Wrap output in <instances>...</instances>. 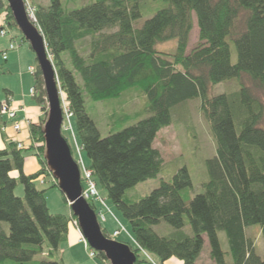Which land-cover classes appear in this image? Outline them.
<instances>
[{
	"label": "trees",
	"instance_id": "trees-1",
	"mask_svg": "<svg viewBox=\"0 0 264 264\" xmlns=\"http://www.w3.org/2000/svg\"><path fill=\"white\" fill-rule=\"evenodd\" d=\"M79 1L27 3L55 68L60 103L65 102L72 111L74 133L88 159L86 166L92 170L100 194L127 221L136 242L124 241L135 252V264L148 261L140 256L139 248L155 255L158 264H167L172 258L182 264H197L204 235L214 264H264V255L258 254L254 239L245 232L247 226L259 224L264 242V102L255 92L256 88L264 90V0H163L140 26L133 22L142 15L141 6L153 0ZM0 11L8 28L19 30L7 2L0 0ZM192 13L198 40L186 52ZM21 38L30 49L23 35ZM170 38L177 42L173 53L155 49L156 42ZM228 38L236 47L235 62L231 61ZM9 49L8 45L1 54L6 55ZM33 55L31 96L45 112L43 80ZM243 74L253 86L242 82ZM230 79L236 80L237 89L209 93L211 85ZM134 85L146 95V116L102 136L87 112L86 101L118 97ZM197 96L216 150L206 162L208 179L203 191L190 197L191 178L183 166L171 180L161 179L148 194L126 196L127 188L160 171L163 159L153 146L154 139L161 128L170 125L173 108ZM43 119L44 114L39 122ZM39 122L28 126L32 142L26 149L3 134L0 121L5 144L0 148V222L9 225L6 232L0 223V264L30 260L42 250L44 241L50 247L48 254H53L66 240L75 219L71 211L68 215L51 212L46 188L36 186L44 177L57 187L42 157ZM62 135L75 159L68 132L62 130ZM27 151L39 163L31 173L23 170ZM18 183L23 186V197L14 193ZM62 198L67 202L63 194ZM90 206L96 213L101 208L95 202ZM185 217L191 234L183 230ZM160 220L169 223L173 231L157 234L152 225ZM219 230L225 233L230 261L220 245ZM98 257L105 259L101 252ZM33 264L62 263L42 259Z\"/></svg>",
	"mask_w": 264,
	"mask_h": 264
},
{
	"label": "rangeland",
	"instance_id": "rangeland-1",
	"mask_svg": "<svg viewBox=\"0 0 264 264\" xmlns=\"http://www.w3.org/2000/svg\"><path fill=\"white\" fill-rule=\"evenodd\" d=\"M3 1L7 2L6 0ZM25 1L27 3V0ZM37 1L45 4L48 3V0ZM82 1L83 0H80L79 3H82ZM163 2V0H153L145 5H142V15L136 21H134L133 24L135 26H140L146 18L153 14L154 8L156 6H161ZM26 7H28L29 14H32V7H30L28 3ZM31 16L33 18V14ZM192 17L193 27L190 31L186 52H189L191 48L195 46L198 40V27L194 13H192ZM21 35L22 33L20 30H16L14 27H12L8 28V32L5 36H0V48L2 45V40L7 43V47L10 42L15 45V48L7 50L6 61L2 58L0 51V96L4 94V86H9V84L23 88V90L27 93L31 87L27 81L23 83V86L21 84L17 85L19 82L16 81V78L20 76V73H25L30 77V82V79L32 80V76L29 74L28 66L32 65L35 67L34 55L27 46V43L22 40ZM228 41L231 51V61L235 62L237 58L236 47L231 38H228ZM176 44V39L170 38L156 42L154 47L158 51L173 53L176 49ZM7 65L12 66L10 71L7 70ZM241 80L244 84L253 86L248 75L243 74ZM237 87L238 84L236 80L230 79L211 85L209 93L218 94L230 92L237 89ZM255 92L264 102V90L256 88ZM60 95L62 96V94ZM146 101V95L141 90L140 86L134 85L124 89L118 97L108 98L98 102L87 100L86 106L88 114L95 120L101 135L104 136L109 130H120L124 126H127L136 120L145 117L146 113H144V107ZM200 102V97L197 96L187 99L177 104L173 108L172 121L170 125L161 128L153 142V146L159 150L162 156V168L155 176L139 181L127 188L126 196L141 197L148 194L151 189L158 186L161 179L171 180L175 171L183 166L188 169L191 178L192 186L188 190L190 197L203 191V183L208 179L206 162L208 159L215 156L216 150L215 143L209 130V124L201 113ZM27 103H30L31 105L34 104L32 103V100H27ZM24 104L26 105V101ZM66 106L68 107V105L63 102V114ZM136 113L140 115L136 117ZM111 115H113L112 118L110 117ZM69 119L72 126V116ZM261 125L264 127V114ZM72 131L75 140H77L74 133V128H72ZM68 134L73 140V136L70 131H68ZM77 143H79L78 140ZM81 154L85 163L87 164L88 159L85 153L82 151ZM38 167L39 163L36 156L32 154L31 151L25 152L23 170L28 173L35 171ZM11 173L12 175L16 176L15 169H13ZM36 186L38 188H46V204L51 212L62 213L65 215L70 213L69 204L62 198V194L58 187L52 186L48 178H45L44 182H41L40 179H38L36 181ZM100 191L103 195H105L104 191ZM14 193L23 197V186L21 183H18L15 186ZM188 202L189 200H186V204H188ZM106 203L108 204V207L112 213L102 208V213L104 214L105 219L99 221L101 228L105 230V232L108 234L107 236L113 239L122 242H134L127 221L121 217L119 212L114 208V206H112V204H110L108 200H106ZM0 223L1 227L6 232H8V223L6 221H1ZM120 224L125 227V229L130 233V236L123 230H121L118 236H112L114 229L120 228ZM152 228L159 235H168L173 231V227L164 220H160L158 223L153 224ZM183 230L188 234L192 233L191 228L186 221V217ZM245 232L247 236H251L254 239L256 251L260 256H263L264 242L260 236V225H249L246 227ZM218 238L222 249L225 251L226 261H230V255L227 253L228 243L224 231H218ZM204 239V246L197 264H214V262L209 257V245L205 235ZM49 248L50 247L48 246L47 242L44 241L42 244V250L34 253L30 260L24 262L14 261L11 262V264H33L36 263V261L42 259L58 260L62 264H108L107 261H103L98 256H96L95 259H91L88 256L83 242L78 241L77 230L73 224H71L69 227L66 240L59 243L57 249L53 250V254H48ZM140 256L144 258L142 254H140ZM150 256L153 257L154 260L158 261V258L155 255L150 254ZM138 264L153 263L141 261Z\"/></svg>",
	"mask_w": 264,
	"mask_h": 264
},
{
	"label": "water",
	"instance_id": "water-1",
	"mask_svg": "<svg viewBox=\"0 0 264 264\" xmlns=\"http://www.w3.org/2000/svg\"><path fill=\"white\" fill-rule=\"evenodd\" d=\"M7 4L15 24L35 54L43 80L47 110L40 129L43 134L42 157L45 165L65 196L90 247L101 252L109 264H135V252L127 243L104 234L96 212L82 195L80 170L66 138L62 135L60 93L55 68L43 35L34 23V18L28 13L25 0H7Z\"/></svg>",
	"mask_w": 264,
	"mask_h": 264
},
{
	"label": "built area",
	"instance_id": "built-area-1",
	"mask_svg": "<svg viewBox=\"0 0 264 264\" xmlns=\"http://www.w3.org/2000/svg\"><path fill=\"white\" fill-rule=\"evenodd\" d=\"M4 33H5V31L3 29L0 30L1 35H3ZM10 48H12V45H10ZM3 57L5 58V55H3ZM29 71L32 72V67H29ZM30 94L31 95L34 94V88H30ZM20 110H24V107L23 106L15 107L9 101H4L0 104V114L5 115L8 119L11 120V126L15 132H19L22 129H24V125H26V127L28 128L29 124L31 123L25 116H23V117L18 116V112ZM71 116H72V111L69 109V107L66 106V109L64 110L63 128L66 131H70V133L73 136V142H74V147H75V151H76V158H77L76 161L79 165V168H80V171H81L82 177H83L82 181H83L84 187L82 190V195L84 196L85 199L99 203L102 208H104L106 211L112 213L110 208L106 204L105 199L100 195L95 181L92 179V170L90 168H88L84 163V160H83L82 155H81V149L82 148L77 143V141L75 140L74 134L72 131L71 121L69 119ZM67 121H68V123H67ZM31 142L32 141L30 138V139H27L26 141H19L17 145L19 148H26ZM99 214H100L101 220H104L105 216L101 210L99 211ZM74 224L77 225L76 221H74ZM121 230L125 231L130 236V234L127 232V230L125 229V227L122 224H120V228L116 229L113 232V235L119 234L121 232ZM79 240L81 242H83V244L87 250L88 256L90 258L94 259L97 256V253L95 252L94 249L89 247L87 240L85 239V237L81 233H80ZM134 243L136 244L135 241H134ZM139 250H140V253H142L146 259H148L150 262L156 264V262L151 258V256L144 249L139 248Z\"/></svg>",
	"mask_w": 264,
	"mask_h": 264
},
{
	"label": "crops",
	"instance_id": "crops-1",
	"mask_svg": "<svg viewBox=\"0 0 264 264\" xmlns=\"http://www.w3.org/2000/svg\"><path fill=\"white\" fill-rule=\"evenodd\" d=\"M4 19H5L4 13L0 11V24ZM1 42H2V45H1L0 51H3L7 48V43L4 42L3 40ZM10 69H12V66L7 65V70L10 71ZM29 78L30 77L27 76L25 73H20V76L16 78V81L19 82V84L17 85L21 84L23 86V83L27 81L29 85L32 87L33 79L32 80L30 79V82H29ZM27 94L29 93L24 91L23 88H19L18 86L9 84V86H4V94L0 96V102L5 101V100H10L12 101L14 106H17V107L23 106L24 110H20L18 112V116L19 117L25 116L30 122L38 123L40 121V117L43 114L42 106L39 103H37L34 96H31L30 94L27 95ZM24 99L26 101V105L24 104L25 102ZM27 100H32V103L34 104L31 105L30 103H27ZM0 121L2 123V132L6 137H12L14 140H24V141H26L29 138L30 133L26 125H24V129H22L20 132H15L12 129L10 120H8L6 117H0ZM4 145H5L4 139L2 138V135L0 133V148H2ZM28 173H31V172H28ZM77 235H78V241H79L80 234L78 233V231H77ZM167 264H182V262L176 258H172L170 261H168Z\"/></svg>",
	"mask_w": 264,
	"mask_h": 264
}]
</instances>
